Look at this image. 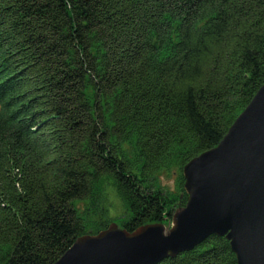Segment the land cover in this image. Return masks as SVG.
<instances>
[{
    "label": "trees",
    "instance_id": "1",
    "mask_svg": "<svg viewBox=\"0 0 264 264\" xmlns=\"http://www.w3.org/2000/svg\"><path fill=\"white\" fill-rule=\"evenodd\" d=\"M263 85L264 0H0V264L166 225ZM159 264L237 262L211 236Z\"/></svg>",
    "mask_w": 264,
    "mask_h": 264
},
{
    "label": "water",
    "instance_id": "2",
    "mask_svg": "<svg viewBox=\"0 0 264 264\" xmlns=\"http://www.w3.org/2000/svg\"><path fill=\"white\" fill-rule=\"evenodd\" d=\"M184 206L172 227L127 232L115 224L81 237L53 264H159L210 236L224 237L237 264H264V85L221 142L182 168Z\"/></svg>",
    "mask_w": 264,
    "mask_h": 264
},
{
    "label": "rangeland",
    "instance_id": "3",
    "mask_svg": "<svg viewBox=\"0 0 264 264\" xmlns=\"http://www.w3.org/2000/svg\"><path fill=\"white\" fill-rule=\"evenodd\" d=\"M159 185L162 191L175 193L177 191V175L176 173L163 174L159 178Z\"/></svg>",
    "mask_w": 264,
    "mask_h": 264
}]
</instances>
